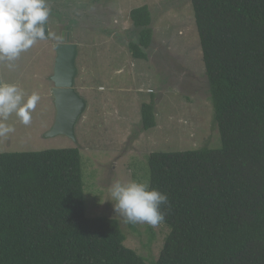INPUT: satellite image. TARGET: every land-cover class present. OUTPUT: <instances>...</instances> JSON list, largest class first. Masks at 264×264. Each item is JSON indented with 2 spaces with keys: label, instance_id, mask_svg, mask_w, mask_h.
<instances>
[{
  "label": "trees",
  "instance_id": "obj_1",
  "mask_svg": "<svg viewBox=\"0 0 264 264\" xmlns=\"http://www.w3.org/2000/svg\"><path fill=\"white\" fill-rule=\"evenodd\" d=\"M192 2L223 146L151 153L171 228L151 264H264V0ZM130 18L133 56L148 59L149 5ZM141 113L157 126L154 100ZM83 177L78 147L0 152V264H150L118 218L88 215Z\"/></svg>",
  "mask_w": 264,
  "mask_h": 264
},
{
  "label": "rangeland",
  "instance_id": "obj_2",
  "mask_svg": "<svg viewBox=\"0 0 264 264\" xmlns=\"http://www.w3.org/2000/svg\"><path fill=\"white\" fill-rule=\"evenodd\" d=\"M51 37L21 54L14 68L0 62L1 82L19 85L41 99L24 125L13 114L15 131L0 138V152L78 147L82 154L88 215L114 216L126 246L149 263L159 258L171 232L167 224H129L116 215L109 197L115 181L150 183L153 152L223 146L192 0H47ZM149 5L154 29L148 59L134 58L130 41L139 40L130 12ZM78 44L75 88L87 102L76 124V139L46 137L56 119L52 80L56 44L64 34ZM152 91V94L150 91ZM155 101L157 126L144 129L142 104ZM95 170L94 187L88 184ZM102 213V214H101Z\"/></svg>",
  "mask_w": 264,
  "mask_h": 264
},
{
  "label": "clouds",
  "instance_id": "obj_3",
  "mask_svg": "<svg viewBox=\"0 0 264 264\" xmlns=\"http://www.w3.org/2000/svg\"><path fill=\"white\" fill-rule=\"evenodd\" d=\"M51 13L47 0H0V62L14 68L21 54L27 52L39 40L52 36L46 34L45 25ZM41 97L30 95L15 83L0 82V138L15 131L9 118L15 116L24 125L32 121ZM109 197L116 215L129 224L157 226L164 221L161 206L168 204V196L152 187L147 181H115L109 189Z\"/></svg>",
  "mask_w": 264,
  "mask_h": 264
},
{
  "label": "water",
  "instance_id": "obj_4",
  "mask_svg": "<svg viewBox=\"0 0 264 264\" xmlns=\"http://www.w3.org/2000/svg\"><path fill=\"white\" fill-rule=\"evenodd\" d=\"M70 34H64L62 42L55 47L57 57L52 80L55 84L56 119L53 127L46 132V137L66 135L76 139V124L87 108L86 100L75 88L78 44L72 41Z\"/></svg>",
  "mask_w": 264,
  "mask_h": 264
},
{
  "label": "crops",
  "instance_id": "obj_5",
  "mask_svg": "<svg viewBox=\"0 0 264 264\" xmlns=\"http://www.w3.org/2000/svg\"><path fill=\"white\" fill-rule=\"evenodd\" d=\"M3 82V81H2ZM3 83H7V82H3ZM10 83V82H9Z\"/></svg>",
  "mask_w": 264,
  "mask_h": 264
}]
</instances>
